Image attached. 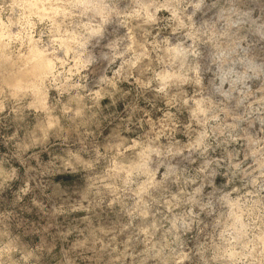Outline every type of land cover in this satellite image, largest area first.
Returning <instances> with one entry per match:
<instances>
[{"label":"rangeland","instance_id":"374dc122","mask_svg":"<svg viewBox=\"0 0 264 264\" xmlns=\"http://www.w3.org/2000/svg\"><path fill=\"white\" fill-rule=\"evenodd\" d=\"M32 2L0 0V264H264V0Z\"/></svg>","mask_w":264,"mask_h":264},{"label":"bare ground","instance_id":"6f19581e","mask_svg":"<svg viewBox=\"0 0 264 264\" xmlns=\"http://www.w3.org/2000/svg\"><path fill=\"white\" fill-rule=\"evenodd\" d=\"M32 6L33 5H37L36 3H35V0H34V2H32V4H31ZM35 52V54H36V56L40 59V61H41V63H42V65H43V67H45V68H49L50 66H52V63H51V60L50 59H45V58H43V56H41V53L39 52V51H34ZM33 53V52H32ZM33 55V54H32ZM19 80V79H18ZM37 87V86H36Z\"/></svg>","mask_w":264,"mask_h":264}]
</instances>
